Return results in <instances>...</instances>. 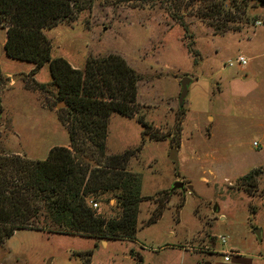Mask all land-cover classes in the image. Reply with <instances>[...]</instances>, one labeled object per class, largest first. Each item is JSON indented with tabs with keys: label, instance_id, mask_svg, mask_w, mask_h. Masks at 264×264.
Instances as JSON below:
<instances>
[{
	"label": "rangeland",
	"instance_id": "374dc122",
	"mask_svg": "<svg viewBox=\"0 0 264 264\" xmlns=\"http://www.w3.org/2000/svg\"><path fill=\"white\" fill-rule=\"evenodd\" d=\"M192 2L180 21L165 1L91 0L43 29L51 58L83 71L88 58L114 54L137 73L133 113L110 114L105 153L134 151L127 170L139 175L144 199L134 239L16 229L0 241V264H264V6L245 9L260 23L234 11L228 24L241 29L222 32V20ZM5 31L0 17V159L44 160L52 147L70 148L67 112L56 108L48 64L32 75L29 62L6 56ZM238 55L247 64L229 66ZM178 180L185 188L167 194ZM101 198L103 218L120 215L110 193Z\"/></svg>",
	"mask_w": 264,
	"mask_h": 264
},
{
	"label": "trees",
	"instance_id": "16d2710c",
	"mask_svg": "<svg viewBox=\"0 0 264 264\" xmlns=\"http://www.w3.org/2000/svg\"><path fill=\"white\" fill-rule=\"evenodd\" d=\"M90 1L0 0V17L6 28L5 54L32 64V75L48 64L52 83L58 87V102L66 105L57 110L67 112L70 146L52 147L44 160L19 156L0 159V241L25 228L100 240L135 238L139 204L144 197L139 175L127 170L134 151L106 155L105 141L110 114L133 113L138 75L114 54L88 58L83 71L64 58H51V44L43 33V29L71 18ZM151 1L167 2L173 17L180 21L194 1L202 17L222 20L215 26L222 32L241 29L228 24L238 18L236 11L243 15L244 24L256 22L257 17L249 16L245 9L264 4V0ZM189 51L197 57L190 47ZM104 193L115 199L120 215L105 219L89 204L90 200L102 202ZM158 215L159 209L149 222ZM84 255L89 258L90 253Z\"/></svg>",
	"mask_w": 264,
	"mask_h": 264
},
{
	"label": "water",
	"instance_id": "95a60500",
	"mask_svg": "<svg viewBox=\"0 0 264 264\" xmlns=\"http://www.w3.org/2000/svg\"><path fill=\"white\" fill-rule=\"evenodd\" d=\"M264 4H261V7H263ZM20 75V76H25L24 73H18V74H14L12 75V78ZM191 83V79L188 76H185L181 79L180 81V92H179V97H178V102H179V106L182 107L183 106V102L188 94V86ZM66 107L64 102H58L56 105V108H60V107ZM169 158L170 160H172L175 164L176 167H178L179 165V160H178V149L175 147H172L169 151ZM185 188V184L182 181H175L171 187H170V192H174L178 189H184ZM186 189L189 190L190 193H194L193 187L191 185H187ZM213 210L216 211L217 210V206L214 205ZM256 233L258 235V237L260 236V231L256 230Z\"/></svg>",
	"mask_w": 264,
	"mask_h": 264
},
{
	"label": "built area",
	"instance_id": "2783aa9c",
	"mask_svg": "<svg viewBox=\"0 0 264 264\" xmlns=\"http://www.w3.org/2000/svg\"><path fill=\"white\" fill-rule=\"evenodd\" d=\"M256 23H260V22H259V21H256ZM247 61H248V59H247L246 57H244L243 55H238V56L235 58V60H233V61L229 60V61H228V65H229V66H233L235 63H239L240 65L244 66V65L247 64ZM89 204H90L93 208H97V206H98L97 202H95V201H93V200H90V201H89ZM220 239H221V241H222L223 243H225V238H224L223 236L220 237ZM222 255H223L224 261H225V262H228V261H230V259L232 258V255H233V254H232L231 250H226V251H223V252H222Z\"/></svg>",
	"mask_w": 264,
	"mask_h": 264
},
{
	"label": "crops",
	"instance_id": "0c3cea01",
	"mask_svg": "<svg viewBox=\"0 0 264 264\" xmlns=\"http://www.w3.org/2000/svg\"><path fill=\"white\" fill-rule=\"evenodd\" d=\"M258 25V24H257ZM4 42H5V40H4ZM70 63V62H69ZM32 65V64H31ZM73 65V64H72ZM33 66V65H32ZM32 69V68H31ZM68 144H66V145H63V146H67ZM181 249H184V248H181ZM141 256V255H140Z\"/></svg>",
	"mask_w": 264,
	"mask_h": 264
}]
</instances>
